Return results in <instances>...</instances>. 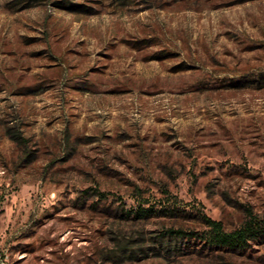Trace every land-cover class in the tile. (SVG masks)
Segmentation results:
<instances>
[{
	"label": "rangeland",
	"instance_id": "1",
	"mask_svg": "<svg viewBox=\"0 0 264 264\" xmlns=\"http://www.w3.org/2000/svg\"><path fill=\"white\" fill-rule=\"evenodd\" d=\"M250 211L264 0H0V264H264Z\"/></svg>",
	"mask_w": 264,
	"mask_h": 264
},
{
	"label": "trees",
	"instance_id": "2",
	"mask_svg": "<svg viewBox=\"0 0 264 264\" xmlns=\"http://www.w3.org/2000/svg\"><path fill=\"white\" fill-rule=\"evenodd\" d=\"M142 208L141 203L138 205ZM201 222L204 226L202 236L210 245L229 248L244 247L251 238L264 234V215L247 213L245 220L237 227L227 229L222 220L201 213ZM177 234L185 232L182 228L174 231Z\"/></svg>",
	"mask_w": 264,
	"mask_h": 264
}]
</instances>
